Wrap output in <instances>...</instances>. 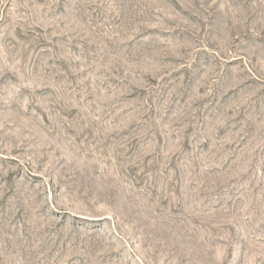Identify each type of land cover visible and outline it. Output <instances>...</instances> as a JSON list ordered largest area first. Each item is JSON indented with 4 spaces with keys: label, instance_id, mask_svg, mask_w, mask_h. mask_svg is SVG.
<instances>
[{
    "label": "rangeland",
    "instance_id": "374dc122",
    "mask_svg": "<svg viewBox=\"0 0 264 264\" xmlns=\"http://www.w3.org/2000/svg\"><path fill=\"white\" fill-rule=\"evenodd\" d=\"M0 264H264V0H0Z\"/></svg>",
    "mask_w": 264,
    "mask_h": 264
}]
</instances>
